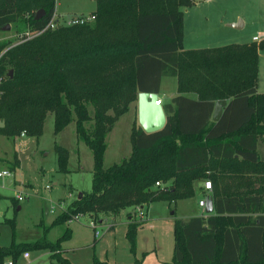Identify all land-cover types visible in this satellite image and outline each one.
<instances>
[{
    "label": "trees",
    "instance_id": "obj_1",
    "mask_svg": "<svg viewBox=\"0 0 264 264\" xmlns=\"http://www.w3.org/2000/svg\"><path fill=\"white\" fill-rule=\"evenodd\" d=\"M94 1L92 28L84 24L46 31L0 55V135L14 138L24 132L39 139L52 113L54 134L74 122L78 140L92 155L91 192L78 196L52 226L77 215H117L129 207L190 199L194 181L210 179L216 185L212 172L264 168V94L256 93L258 51L264 43L183 51L182 9L191 0ZM1 5L0 31L16 22L22 28H43L56 8L55 0H2ZM39 10L45 16L35 21ZM52 33L55 40L48 42ZM163 77L177 78L180 93L162 105L164 128L150 134L132 128L130 156L105 169L107 134L139 93L159 94ZM223 100L222 115L212 122L215 102ZM54 150L58 171L67 173V150L58 145ZM18 166L16 160L12 171ZM156 182L171 183L160 190ZM212 197V215L174 222L170 264H264L262 198ZM137 227L128 223L132 245ZM70 236L66 227L55 242L42 237L0 247V264L6 258L16 264L22 254L39 250L50 251V264H68L60 250ZM92 264L106 262L93 257Z\"/></svg>",
    "mask_w": 264,
    "mask_h": 264
},
{
    "label": "rangeland",
    "instance_id": "obj_2",
    "mask_svg": "<svg viewBox=\"0 0 264 264\" xmlns=\"http://www.w3.org/2000/svg\"><path fill=\"white\" fill-rule=\"evenodd\" d=\"M192 1L193 4L185 12L182 11L188 29L197 30L200 36H219V43L247 44L253 36L260 37L256 45L264 43V0ZM55 3V14L61 20L76 15H93L96 11L94 0H55ZM28 18L29 14H25L23 20ZM239 21L244 25L241 29L229 27ZM21 24L16 22L10 25V31H0V55L20 45L16 44L15 34L30 27L22 28ZM94 25L93 21L83 27L92 28ZM78 31L79 28L76 29ZM52 36L53 33L49 34L46 40L54 41ZM43 41L45 39L39 43ZM258 54L257 86L260 93L264 94V49L259 50ZM163 91L168 95V90ZM135 104L129 105L128 111L107 134L103 162L105 169L131 154V130L139 126ZM88 110L92 116V107L89 106ZM90 126L91 123L86 125L87 128ZM55 145L68 152L67 173L58 171ZM16 160L19 166L12 171ZM92 169L91 152L78 140L75 123L72 122L55 135L52 113L47 114L39 139L29 137L24 132L14 138L0 135V173L8 171L11 174L10 178H0V247H8L13 242L31 243L42 237L55 242L68 227L71 236L61 242L60 250L68 264H92L93 257L106 264H135L136 260L142 261V264H170L174 247V222L205 215L204 209L198 207V202L205 196L217 193L215 186L210 194L204 192L205 182L212 183V180L202 179L193 182L194 196L190 199L171 203L161 201L142 208L129 207L117 215L84 214L78 219L73 217L66 224L52 226L53 220L66 212L79 194L91 192ZM241 171L243 173L224 175L223 181L230 188L225 189L227 193L220 195H258L264 201V191L254 186L252 174L255 170ZM9 180L12 181L10 185ZM170 183L161 182V185L166 187ZM46 186H50V189H45ZM18 195L23 196V201L16 200ZM129 222L138 224L134 245L127 238ZM12 223L15 225L14 232L10 225ZM11 261L6 258L4 264ZM51 262L50 251L39 250L22 254L16 264Z\"/></svg>",
    "mask_w": 264,
    "mask_h": 264
},
{
    "label": "crops",
    "instance_id": "obj_3",
    "mask_svg": "<svg viewBox=\"0 0 264 264\" xmlns=\"http://www.w3.org/2000/svg\"><path fill=\"white\" fill-rule=\"evenodd\" d=\"M188 8L189 7L183 8L182 11L184 10L183 12H185L186 9H188ZM239 22H241V21H239ZM243 26L244 25L241 22V27L239 29H241ZM198 33L199 32L197 30L188 29L187 20L184 21V19H183V40H182L183 51L207 50V49H215V48H221L224 46L231 45V44H226V43H219V41H220L219 36H200V34H198ZM253 37H255V36H253ZM253 37H252V39H253ZM252 39H251V42H249L247 44L255 43ZM237 45H244V44H237ZM258 58H259V54H258ZM177 87H178L177 78H175V77H163L162 78L161 85H160V92H159L158 96L162 97V100L164 101L163 105L169 104L173 98H175L176 96H178L180 94L178 92ZM164 89L169 91L168 95H166V93H164V91H163ZM256 93L262 94V93H260L258 86H256ZM184 95L189 97V98H196L195 94H184ZM135 105L137 107V102ZM211 120H212V118H211ZM260 151L262 152V154H263L262 158L264 159V145L262 146ZM209 174L210 173H208V175ZM211 174H214L218 178L217 183H216V185L211 183V191L205 190L204 186H203L204 192L210 194L212 192L213 187L215 186L217 188L216 191L219 195L227 193L228 190H225V189L230 188V186L223 181V177H225L224 175H226V174L222 175L219 172H212ZM227 174H231V173H227ZM233 175H236V174H233ZM252 175H253L254 181H255L254 182L255 189H260V191H262V190L264 191V168H259V169L255 170ZM8 184L9 185L12 184V181L9 180ZM211 195L205 196L204 199H207V198L212 199L213 195L212 196ZM221 196H224V195H221ZM212 201H213V199H212ZM263 203H264V201H263ZM200 208H202V207H200ZM205 208H206V205H205V207H203L204 212H205ZM213 213H214V207H213V212L211 214L205 213V215H201L200 217L207 218L208 216L212 215ZM261 215L264 216V211L261 213ZM256 216H257L256 214L252 215L253 218ZM197 217H199V216H197ZM188 219H190V218H188ZM188 219H185V221H187Z\"/></svg>",
    "mask_w": 264,
    "mask_h": 264
},
{
    "label": "water",
    "instance_id": "obj_4",
    "mask_svg": "<svg viewBox=\"0 0 264 264\" xmlns=\"http://www.w3.org/2000/svg\"><path fill=\"white\" fill-rule=\"evenodd\" d=\"M45 16L43 10L36 12L35 21L42 19ZM229 27L239 29L241 22L230 24ZM10 25H6L1 31H10ZM13 71L9 72V78H12ZM158 95L155 93H139L137 97V120L141 129L147 133H155L162 130L166 123V117L162 106L157 104ZM226 101H217L214 105L212 114V122H217L221 115L222 110L226 106ZM4 126L3 122H0V128ZM81 194H79V197ZM213 212V201L211 198H207L205 213L211 214Z\"/></svg>",
    "mask_w": 264,
    "mask_h": 264
},
{
    "label": "built area",
    "instance_id": "obj_5",
    "mask_svg": "<svg viewBox=\"0 0 264 264\" xmlns=\"http://www.w3.org/2000/svg\"><path fill=\"white\" fill-rule=\"evenodd\" d=\"M95 20L94 15H76L74 17H71L68 20H61L60 17L58 15L53 14L52 18L50 19V21L43 27V28H39V29H33V28H28L25 31H22L20 33L15 34V39L17 40L16 44H22L28 41H31L37 37H39L40 35H42L43 33H45L46 31H52L55 30L57 28L60 27H69V26H74V25H84L87 23H91ZM259 36H255L253 37V41L257 42L259 41ZM3 81L2 78H0V83ZM158 95V94H157ZM161 96H158L157 98V104L162 106L163 105V100L161 99ZM11 174L8 171H2L0 173V178H10ZM154 188H160V189H164L165 187H163L161 185V182H156ZM45 189L49 190L50 186H46ZM204 189L207 191H211V182H205L204 184ZM23 196L22 195H18L16 200L18 202L23 201ZM207 203V199H203L201 201L198 202V206L199 207H205ZM82 215H77L75 216L76 219H78L79 217H81ZM91 226H93V224L91 223ZM11 264V263H9Z\"/></svg>",
    "mask_w": 264,
    "mask_h": 264
}]
</instances>
